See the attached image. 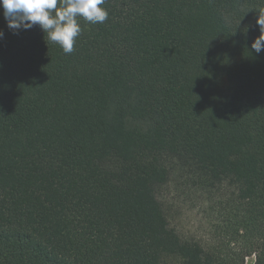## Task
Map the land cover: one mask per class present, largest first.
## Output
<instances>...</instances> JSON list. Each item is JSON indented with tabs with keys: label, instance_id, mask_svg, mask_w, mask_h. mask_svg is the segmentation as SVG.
I'll use <instances>...</instances> for the list:
<instances>
[{
	"label": "trees",
	"instance_id": "1",
	"mask_svg": "<svg viewBox=\"0 0 264 264\" xmlns=\"http://www.w3.org/2000/svg\"><path fill=\"white\" fill-rule=\"evenodd\" d=\"M65 54L0 6V264H264V0H105ZM170 186L210 235L171 226Z\"/></svg>",
	"mask_w": 264,
	"mask_h": 264
},
{
	"label": "clouds",
	"instance_id": "2",
	"mask_svg": "<svg viewBox=\"0 0 264 264\" xmlns=\"http://www.w3.org/2000/svg\"><path fill=\"white\" fill-rule=\"evenodd\" d=\"M104 3L105 0H0L9 29L15 32L39 25L48 41L58 44L65 54L74 51L75 40L82 32L78 17L92 24L108 19V11L101 7ZM256 24L260 35L253 40L251 49L259 54L264 51V13L259 14ZM3 36L0 31V39Z\"/></svg>",
	"mask_w": 264,
	"mask_h": 264
},
{
	"label": "rangeland",
	"instance_id": "3",
	"mask_svg": "<svg viewBox=\"0 0 264 264\" xmlns=\"http://www.w3.org/2000/svg\"><path fill=\"white\" fill-rule=\"evenodd\" d=\"M161 200L169 211L171 226L186 238L205 240L210 235L209 219L204 213L206 204L197 201L196 197L187 196L174 186L165 188L161 192ZM252 256L245 260V264H253Z\"/></svg>",
	"mask_w": 264,
	"mask_h": 264
}]
</instances>
